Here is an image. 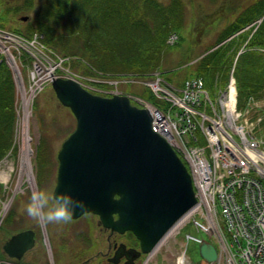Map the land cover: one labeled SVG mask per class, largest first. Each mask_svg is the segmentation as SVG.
Returning <instances> with one entry per match:
<instances>
[{
	"label": "water",
	"instance_id": "obj_1",
	"mask_svg": "<svg viewBox=\"0 0 264 264\" xmlns=\"http://www.w3.org/2000/svg\"><path fill=\"white\" fill-rule=\"evenodd\" d=\"M52 85L77 120L58 153L53 197L68 192L83 199L84 207L75 209L72 219L97 214L105 227L131 230L142 251L151 252L198 202L187 166L153 130L149 108L127 95L95 94L73 78H55ZM33 245L30 229L13 234L7 247L14 250L11 257L20 258ZM199 254L206 262L219 257L206 238L200 239Z\"/></svg>",
	"mask_w": 264,
	"mask_h": 264
},
{
	"label": "rangeland",
	"instance_id": "obj_2",
	"mask_svg": "<svg viewBox=\"0 0 264 264\" xmlns=\"http://www.w3.org/2000/svg\"><path fill=\"white\" fill-rule=\"evenodd\" d=\"M157 1L163 4V10L167 13L165 18L163 17V23H170L172 28H174L175 25H179V39L181 36L183 37L181 42L189 47L190 52L187 55L188 60L181 64L179 61L181 59V52H183V50L181 51V49H179V44L176 46L179 39L174 44H167L165 41V45L167 47H163L159 52V63L157 66L151 69V71L148 73L149 76H151L156 71H168L170 74L173 71H177L179 74H182V71H187V76L191 75L189 67L192 66V63L196 62L201 57V55L207 51V49L211 48L213 44L221 38V36L224 34L223 30L231 21V19L239 15V12L244 10L255 0ZM41 5H43V0H0V23L5 22L9 24L8 26L10 27H6L4 29H24L26 32H28L30 30L29 25L31 22L34 19L40 18L43 13L41 11ZM24 17H27V19H23ZM263 21L264 15L254 20L249 25L243 27L240 33L250 31L248 35L249 37H247V40H250L253 36V33L263 24ZM169 31L171 32V30H168L167 35ZM4 37L5 35L1 36L3 40H6ZM247 40L242 44L240 51L247 49ZM6 41L7 42L5 43L7 45L12 46L11 40ZM257 49L264 51V48ZM71 50L76 51L77 49L71 48ZM71 56L72 63L78 64L82 71L80 72L74 69L73 64L72 68L78 73L82 74L83 77L89 78L90 81H99L102 79L101 77L104 75L95 72L88 60L84 59L85 56H82V60H79V57H75L80 55L75 54V56H73L72 54ZM256 58L264 68V54H261ZM236 63L237 62H234L233 67L230 70L231 73L234 65L236 66ZM23 68L26 81L28 82V70L25 66ZM260 73L264 74L263 71ZM182 77L183 76L180 75L181 79ZM134 78L140 80L139 78H142V76L138 75ZM171 81L175 85L180 86L178 84L177 78ZM137 85L140 87L141 85L146 84L138 83ZM90 86L95 87L94 84H90ZM154 86H156V83L150 84L151 88H154ZM120 88L124 90V88ZM216 91L217 90H215V92ZM162 93L163 92H160L159 94ZM209 93L212 99L216 101L218 98V93L216 96L211 94L210 91ZM131 95L139 96L146 99L147 101L154 102L153 100H150L144 96L145 94L143 93L139 95L132 92ZM36 98L38 100L39 106L36 108L35 100L32 102V105L30 106L32 109V115L29 123V134L32 138V154L30 159L34 174L35 187H33V185L27 180H24L21 188L17 189V184L20 179L23 145V130L21 128V121L23 119L20 117H17L16 122L17 130L16 135L14 136L15 148L9 151L8 156L0 160V170L2 167L9 169L11 164L14 166L13 169L10 167L11 177L9 181L5 182L0 179V249L2 240L6 236L10 235V233L7 234L9 229L19 230L25 227L35 228L37 231L38 241L41 244L39 251H37L36 254V258H38V256L39 258L36 260V258L33 257V259L36 260V263L34 264H50V251L53 252V256L55 255L54 258L56 264H62V261L59 258L60 246L56 243V241L60 238L59 233L57 235L58 227L66 228V226H71L75 228L77 227L79 229L81 227L93 224L96 220L93 215L87 214L78 221L70 220L68 222H47L43 220H37L29 216L26 212V204L30 201L31 193L33 191L46 192L52 201V191L56 182L58 169L57 154L64 139L70 133V131L75 128L76 125L75 116L69 108L63 106L59 102L51 84L47 85ZM256 99L262 101L260 112L255 113L253 111L251 112L250 117L251 119H254L256 114L257 116H260V120L264 121V87L261 88L260 91L252 93L249 97H247L246 101L248 103ZM262 123L264 122H261L260 124ZM256 134L258 136H264V124L258 126ZM43 135L46 138V149L43 152V159L49 158L48 161L46 160L49 162L48 164L45 162L42 164L39 163L38 146ZM201 141L206 143L203 138H201ZM7 160H9L7 163L8 165L6 164ZM181 228L164 242V244L158 249L157 253L151 257V259L147 261V258H145L142 264H186L180 260L183 253L188 255H186L187 259H192L195 262L200 261L199 244L196 243L197 238L207 237L216 243L219 241L218 234L215 232L205 210L194 214L191 217V221L183 226L182 229ZM24 262L25 264H30V262ZM0 264L17 263L14 261L5 260L0 261Z\"/></svg>",
	"mask_w": 264,
	"mask_h": 264
},
{
	"label": "trees",
	"instance_id": "obj_3",
	"mask_svg": "<svg viewBox=\"0 0 264 264\" xmlns=\"http://www.w3.org/2000/svg\"><path fill=\"white\" fill-rule=\"evenodd\" d=\"M41 11L43 12L41 17L31 22L28 32L24 29L13 31L25 36L40 31L45 34L46 43L60 53L80 55L75 56L79 57V60L85 56L84 59L88 60L95 72L117 79H133L138 75L142 78L149 76L151 69L159 63V52L163 47H167L165 41L168 30L179 32V25L172 28L170 23H163V17L165 18L167 13L163 10V4L157 0H43ZM263 15L264 0L253 1L231 19L223 30L224 34L213 46ZM8 25L5 22L0 23V27L3 28L10 27ZM249 33L250 31L239 33L193 63L189 67L191 75L202 76L211 92L223 88L227 84L234 60ZM182 40L181 36L176 44V46L179 44L181 51L183 50L179 61L181 64L188 60L187 55L190 52ZM247 41V49L240 53L235 66L241 107L247 97L264 87V74L260 73L264 72V68L256 58L264 54V51L257 49L264 48V21ZM71 48L77 50L73 51ZM73 67L77 71H82L78 64L74 63ZM171 74L167 72L166 76L171 80L177 78L178 84L182 85L186 80L187 71H182V74L173 71ZM180 75L183 76L182 79ZM94 84L108 87L101 83ZM137 84L122 83L121 87L127 93L139 95L143 93L148 99L156 101L149 88L145 85H141L140 88ZM16 100L17 86L13 70L0 53V160L14 145ZM38 106L36 100L35 107ZM45 149L46 138L43 135L38 146L41 164L49 163L47 162L49 158L43 159Z\"/></svg>",
	"mask_w": 264,
	"mask_h": 264
},
{
	"label": "built area",
	"instance_id": "obj_4",
	"mask_svg": "<svg viewBox=\"0 0 264 264\" xmlns=\"http://www.w3.org/2000/svg\"><path fill=\"white\" fill-rule=\"evenodd\" d=\"M199 92H202V83L195 80L188 85L184 98L194 102ZM176 103L184 105L179 99ZM195 112L186 107L185 115L188 118L185 125L179 124L177 117L157 112L155 128L174 142L194 126L192 114ZM229 115H232V109H228ZM225 119L228 118L213 120L210 159L197 149L187 153L183 145L176 144L187 154L204 203L212 210L216 208L217 199L221 203L227 229L232 235L225 246L227 264H264V185L247 174L253 168L264 179V151L258 149L257 141L247 139L241 130L238 131L241 141L237 142L231 133L223 130V125L228 122ZM239 190L243 199L241 202L236 196Z\"/></svg>",
	"mask_w": 264,
	"mask_h": 264
},
{
	"label": "flooded vegetation",
	"instance_id": "obj_5",
	"mask_svg": "<svg viewBox=\"0 0 264 264\" xmlns=\"http://www.w3.org/2000/svg\"><path fill=\"white\" fill-rule=\"evenodd\" d=\"M90 215L96 220L93 224L79 229L71 226L58 227L57 235L59 233L60 238L56 243L60 246L59 258L62 264H142L147 254L142 251L140 240L133 232H119L105 227L99 223V216ZM26 229L35 231L34 246L25 251L21 258L10 257L7 248L8 239L12 235L10 234L2 240V261H14L17 264H25L24 261L36 263L39 258H36V254L41 243L35 228L25 227L20 230Z\"/></svg>",
	"mask_w": 264,
	"mask_h": 264
},
{
	"label": "clouds",
	"instance_id": "obj_6",
	"mask_svg": "<svg viewBox=\"0 0 264 264\" xmlns=\"http://www.w3.org/2000/svg\"><path fill=\"white\" fill-rule=\"evenodd\" d=\"M85 202L68 192L58 193L54 201L50 200L44 191H33L30 201L26 204L29 216L47 222H68L72 219L73 211L84 207Z\"/></svg>",
	"mask_w": 264,
	"mask_h": 264
},
{
	"label": "bare ground",
	"instance_id": "obj_7",
	"mask_svg": "<svg viewBox=\"0 0 264 264\" xmlns=\"http://www.w3.org/2000/svg\"><path fill=\"white\" fill-rule=\"evenodd\" d=\"M29 109L28 107L25 108V115L23 116V123H22V130H23V145H22V162L20 166V179L17 184V189L21 188L24 180H27L30 182L33 187H35V180H34V174L32 171L31 166V154H32V148H31V137L29 134ZM9 162V160L6 161V164ZM8 165V164H7ZM2 166V165H1ZM11 169L14 168L13 164L10 165ZM6 167H2L0 170V179L2 181H9L11 177V172ZM175 233V232H174Z\"/></svg>",
	"mask_w": 264,
	"mask_h": 264
}]
</instances>
